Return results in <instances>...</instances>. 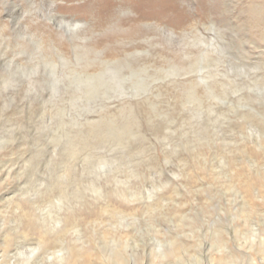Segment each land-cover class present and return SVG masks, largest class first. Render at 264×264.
Returning <instances> with one entry per match:
<instances>
[{"label": "rangeland", "instance_id": "374dc122", "mask_svg": "<svg viewBox=\"0 0 264 264\" xmlns=\"http://www.w3.org/2000/svg\"><path fill=\"white\" fill-rule=\"evenodd\" d=\"M179 1L0 0V264H264V0Z\"/></svg>", "mask_w": 264, "mask_h": 264}, {"label": "bare ground", "instance_id": "6f19581e", "mask_svg": "<svg viewBox=\"0 0 264 264\" xmlns=\"http://www.w3.org/2000/svg\"><path fill=\"white\" fill-rule=\"evenodd\" d=\"M119 1H120V3L126 5V4L130 3L131 0H119ZM169 1H170V4H168V6L163 11H161L160 13H156V15H158L162 19L167 18L166 21H169V23H171L172 26H174V28L183 27L184 25H186L188 23V20H190V15L186 12L185 8L183 7V5L181 4V2L179 0H169ZM116 4H117V2H111L108 5L111 7L112 5H116ZM197 5H198V8H197V18L198 19L199 18L200 19L211 18V17H213L212 12H216L218 10V8H216V7H215L216 11L212 7L211 8L208 7L207 0H197ZM251 8H252V6H251ZM253 8H255V7H253ZM111 9H113V8L111 7ZM253 11H257V10H253ZM254 15H255L256 21L260 22V24L262 25V22L264 23V4L260 7L259 12L257 14H254ZM257 18H258V20H257ZM210 27L211 26H209L208 28H210ZM204 36H206V35H204Z\"/></svg>", "mask_w": 264, "mask_h": 264}]
</instances>
